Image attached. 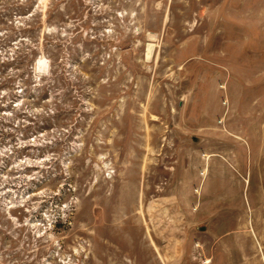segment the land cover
I'll list each match as a JSON object with an SVG mask.
<instances>
[{"label":"rangeland","instance_id":"rangeland-1","mask_svg":"<svg viewBox=\"0 0 264 264\" xmlns=\"http://www.w3.org/2000/svg\"><path fill=\"white\" fill-rule=\"evenodd\" d=\"M0 264H264V0H0Z\"/></svg>","mask_w":264,"mask_h":264}]
</instances>
